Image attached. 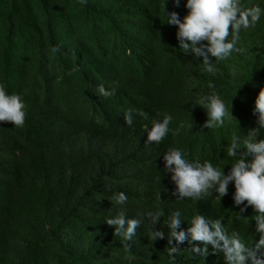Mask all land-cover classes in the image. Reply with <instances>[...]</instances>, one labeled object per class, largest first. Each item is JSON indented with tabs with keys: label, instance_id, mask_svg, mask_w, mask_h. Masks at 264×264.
<instances>
[{
	"label": "trees",
	"instance_id": "obj_1",
	"mask_svg": "<svg viewBox=\"0 0 264 264\" xmlns=\"http://www.w3.org/2000/svg\"><path fill=\"white\" fill-rule=\"evenodd\" d=\"M164 3L0 0V86L26 106L23 127L0 124V264H168L167 239L150 243L146 225L125 252L115 226L104 222L121 210L112 202L117 192L128 196L129 218L162 210L156 230L165 237L167 216L179 208L185 217L223 216L229 233L258 241L252 209L236 218L231 184L221 201L214 192L176 201L162 155L178 147L189 160H208L227 172L234 162L226 151L231 136L256 127L251 109L264 86V18L241 33L245 53L219 62L213 76L178 50L175 27L164 23ZM183 3L175 8L169 0L166 10L182 17ZM242 3L264 6V0ZM209 82L226 105L231 101L234 118L217 129L201 127L206 114L193 104L211 91ZM99 84L113 95L99 96ZM128 109L132 126L123 120ZM157 113L171 114L169 127L180 131L145 144L144 125L161 118ZM179 247L177 264H224L211 250L201 258L184 250L187 244Z\"/></svg>",
	"mask_w": 264,
	"mask_h": 264
},
{
	"label": "clouds",
	"instance_id": "obj_2",
	"mask_svg": "<svg viewBox=\"0 0 264 264\" xmlns=\"http://www.w3.org/2000/svg\"><path fill=\"white\" fill-rule=\"evenodd\" d=\"M86 5L87 0H79ZM169 0L163 4L164 23L175 27V39L178 50L192 60L199 61L201 70L213 76L217 73V64L229 59L233 53H245L246 49L239 46L241 33L246 32L264 18V6L257 3H242V0H184L186 14L182 17L176 11L166 10ZM175 8L181 6V0H171ZM52 51H60L54 47ZM214 58V59H213ZM235 77V73L232 74ZM243 84L239 85V89ZM210 92L200 96L193 104L199 105L206 114L202 128L217 129L225 125L226 120L234 119L230 106L226 105L215 85L209 82ZM99 96L109 97L114 89H106L103 84L96 86ZM191 101H188V103ZM192 103V102H191ZM26 106L18 94L9 93L0 86V124L11 123L20 128L25 124ZM255 117L256 127L246 133L233 134L227 146V156L234 162L227 172L224 168L214 165L211 161L189 160L187 154L178 147H168L162 155L163 173L173 185L171 195L176 201H196L215 193L214 198L221 201L229 195V185L233 206L238 208L236 218L242 216L249 208L254 215V230L259 234L258 241L253 245L245 241L237 231L229 233L224 225V218L211 219L200 213L185 217L181 209L172 210L167 216V237L156 226L161 223L164 215L162 210H146L137 217L129 218L123 206L128 201L124 192H117L112 197L115 205L121 210L115 216L106 218L104 222L115 226L114 234L121 238L125 252L130 251L129 242L133 241L137 229L146 225L149 242L167 239L168 264H177L176 255L180 245L187 244L184 250L194 257H207L221 254L224 264H264V86H260L251 109ZM143 116L144 113H139ZM159 119H152L144 125L147 134L145 144H160L170 133L175 136L180 129H172L169 125L173 117L168 113H157ZM124 124L132 126L133 110L123 113ZM186 223V227H182ZM175 242V243H174Z\"/></svg>",
	"mask_w": 264,
	"mask_h": 264
}]
</instances>
